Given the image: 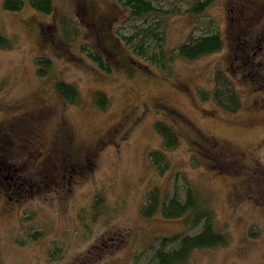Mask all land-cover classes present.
I'll use <instances>...</instances> for the list:
<instances>
[{
  "label": "rangeland",
  "instance_id": "1",
  "mask_svg": "<svg viewBox=\"0 0 264 264\" xmlns=\"http://www.w3.org/2000/svg\"><path fill=\"white\" fill-rule=\"evenodd\" d=\"M53 1L46 14L0 0V34L12 44L0 47V157L33 183L14 195L0 177V264H153L161 237L200 230L160 210L144 217L154 189L160 203L191 189L228 239L187 264H264V0H210L201 16L194 0H150L157 11L138 17L114 0ZM210 32L220 51L171 56ZM160 47L164 66L150 59ZM39 58L52 61L44 77ZM218 70L239 93L235 112L197 93ZM56 79L76 88L75 101ZM157 120L177 132L176 148L163 149ZM155 149L163 172L149 159Z\"/></svg>",
  "mask_w": 264,
  "mask_h": 264
},
{
  "label": "trees",
  "instance_id": "2",
  "mask_svg": "<svg viewBox=\"0 0 264 264\" xmlns=\"http://www.w3.org/2000/svg\"><path fill=\"white\" fill-rule=\"evenodd\" d=\"M114 1L120 3L130 11L131 15L137 17L157 11L150 0ZM25 3L42 13L50 14L54 11L53 0H2L3 8L10 11L20 10ZM209 4L210 0H194L192 4L193 7L190 9L192 15L201 16ZM11 45L10 39L0 34V47H10ZM223 47L224 41L220 34L218 32H210L198 37L189 38L186 42L178 45L173 53H171V56L195 60L202 56L218 52ZM160 48L161 52L159 54L150 55V59L164 66L166 58L163 54L162 47ZM137 53L140 56L144 55L145 49L142 43L138 45ZM93 58L95 61L99 62L102 67L108 69V67L104 66V63H102L100 56L96 55ZM146 58L149 57L145 56L144 59ZM241 59L245 64L249 60V57L248 59L245 57ZM37 64L40 65L37 69V74L41 77L48 75V71L52 66V61L48 58H39ZM215 79V86L211 87V89L197 90L200 99L204 101L208 98H212L214 102L224 110L228 112L237 111L241 106L239 93L231 86V82L222 70H218ZM53 83L56 92L61 98L68 102L76 100L77 90L73 85L57 79L54 80ZM94 98L101 107H104L108 101L105 94L100 91L95 92ZM154 126L155 130L162 136L163 149H173L179 145V135L169 124L162 120H157ZM148 156L151 163H154L158 167L159 172H163L167 168L166 154L163 150H151ZM101 200L102 197H100V199L96 197V208L101 206ZM159 210L163 218H183V221L189 228L200 226V230L194 234L179 232L170 236L161 237L160 244L154 249L153 264H187L193 250L216 247L228 242L226 235L214 227L213 213L203 205V202L197 199L191 189H187L184 200L178 199L175 195L167 200H163L161 203L159 202L157 189L150 191L147 196V203L141 208L142 215L149 218ZM170 244L174 246L168 248Z\"/></svg>",
  "mask_w": 264,
  "mask_h": 264
},
{
  "label": "flooded vegetation",
  "instance_id": "3",
  "mask_svg": "<svg viewBox=\"0 0 264 264\" xmlns=\"http://www.w3.org/2000/svg\"><path fill=\"white\" fill-rule=\"evenodd\" d=\"M1 144H3V143H0V146H1ZM60 146H62V145H60ZM55 149H56V147H55ZM42 154H41V156H42ZM46 155L43 158H47ZM6 172H9V174H6ZM0 177H1V179L3 178L5 180H9L7 190L11 194H14V195H17V194L20 195L22 192L28 191L29 189L32 188V185H33V183L31 181L24 179L22 173L19 171V169L17 167L12 168L11 166H9L7 164V161L1 157H0ZM5 194L7 195V192H5ZM11 198H12V196H9L10 200H11ZM18 201H19V199L15 198V202H18Z\"/></svg>",
  "mask_w": 264,
  "mask_h": 264
}]
</instances>
